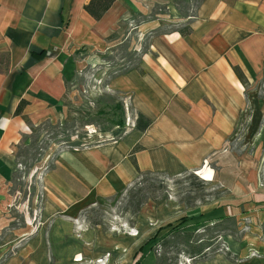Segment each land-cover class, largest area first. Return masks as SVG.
<instances>
[{
	"label": "crops",
	"instance_id": "obj_1",
	"mask_svg": "<svg viewBox=\"0 0 264 264\" xmlns=\"http://www.w3.org/2000/svg\"><path fill=\"white\" fill-rule=\"evenodd\" d=\"M176 1L114 0L95 21L83 10L89 0H0V218L12 200L6 188L15 171L13 147L38 124L66 118V86L81 64L75 52L96 51L118 26L133 20L137 41L149 37L148 45L137 65L112 78L107 89L150 125L137 131L134 118L115 141L61 152L63 174L50 171L42 178V221L53 220L51 231L61 241L64 214L73 218L86 206L118 196L137 178L129 161L135 147L139 172L169 177L201 173L223 155L239 121L249 115L247 107L263 103L251 90L264 79V0H196L189 15L179 16ZM41 52L43 57H33ZM21 101L27 105L14 116ZM136 228L132 241L140 248L147 228ZM29 238L21 235L19 242ZM116 244L104 250L114 251L121 245Z\"/></svg>",
	"mask_w": 264,
	"mask_h": 264
},
{
	"label": "rangeland",
	"instance_id": "obj_2",
	"mask_svg": "<svg viewBox=\"0 0 264 264\" xmlns=\"http://www.w3.org/2000/svg\"><path fill=\"white\" fill-rule=\"evenodd\" d=\"M182 2L172 4L176 16L189 15L188 9L193 10L196 0H184V7ZM136 23L133 20L118 26L113 37L94 52H75L81 64L66 86V118L38 124L13 147L15 171L6 188L12 200L0 218V264H110L113 259L118 264H142L147 256L155 257L158 242L182 217L187 221L179 229L193 233V240L216 239L213 245L221 253L200 262L179 255L177 264H264V79L251 90L263 103L253 109L247 107L249 115L239 121L223 155L208 161L201 173L193 174L195 178L173 182L147 176L124 198L132 183L118 196L86 206L76 217L64 214L61 241L51 231L53 220L42 221L41 212L47 203L42 178L50 171L63 174L57 160L61 152L115 141L133 126L135 115L120 96L108 91L107 83L134 68L139 52L148 45L149 37L137 41ZM104 29L101 31L105 33ZM117 106L123 111V130L112 126L119 113ZM112 130L117 133L110 135ZM202 180L209 185L201 186ZM181 200H189L193 207L186 208ZM138 205L139 212L134 215ZM93 219L100 225L93 226ZM168 224L171 227L165 228ZM141 225L147 230L138 253L132 239ZM24 234L30 238L19 242ZM35 235L37 241L33 240ZM118 242V248L108 251Z\"/></svg>",
	"mask_w": 264,
	"mask_h": 264
},
{
	"label": "trees",
	"instance_id": "obj_3",
	"mask_svg": "<svg viewBox=\"0 0 264 264\" xmlns=\"http://www.w3.org/2000/svg\"><path fill=\"white\" fill-rule=\"evenodd\" d=\"M114 0H89V2L83 7V10L85 11V13H87V15H89L93 20L95 21H99L101 19V17L103 16V14L110 8V6L112 5ZM188 31H181L180 34L181 35H185L187 34ZM113 36H110L107 38V40H110ZM44 52H41L40 54L37 55H33V57H35L36 59H39L41 57H43ZM234 72L237 76V78L239 79V81L241 82L242 85H244V81L242 78V75L238 72V70L235 68ZM63 99H65V96L63 97ZM27 105V103L25 101H21L18 106L16 107L15 111H14V116H19L21 114V112L23 111L24 107ZM66 105V104H64ZM117 106L116 109L119 112L118 115L116 116L117 120L112 122V126L113 127H122L124 124V120H123V111L122 109ZM150 125V122L145 119L143 116L137 114L135 116V129L137 131L143 132L145 131ZM138 150L137 147L133 148V150L131 151L130 158L129 161L131 162V164L133 165V167L135 168L136 172H137V178L135 179V181L132 182L131 186L129 188H127V191L125 192L124 196H122V198L125 197V195L127 194V192L133 187V186H137L139 184H141L142 181H145L144 178H146L147 176H151V175H155V176H161L164 177L166 179H168L169 181H176V180H181V179H186L188 180L189 178H195V176L192 173H186L183 174L181 176L178 177H169L165 174H158V173H151V172H139L136 168L135 165V161L133 158V155L136 153V151ZM200 185L201 186H207L209 185L208 182H204L203 180L200 181ZM210 189V188H209ZM131 191V190H130ZM129 191V192H130ZM195 199V198H193ZM193 201V200H192ZM190 201L188 200H181L179 203L183 204L186 208H190L193 207V204L189 203ZM139 206H136L135 210H134V215L137 214L139 212ZM85 214L87 216H89L88 211L85 212ZM187 218L182 217L181 219H179L178 224H176L174 227H171L169 224L165 227V228H170L171 230L168 233V235L164 238H162L157 246L155 247L156 250V261L154 264H177L176 260H177V256L182 255L185 256L187 259H190L192 261H196V262H200V261H205L208 257L214 256L216 254L221 253V250H218L216 248L215 245H213L216 242V239L210 241H205L203 239H198V240H193L194 238V234L191 232H187L185 231V229H179L178 226L181 225L182 223L186 222ZM93 226H99L100 223L97 222V220L93 219L90 222ZM215 226V225H213ZM210 226V227H213ZM218 226V224L216 225ZM212 229V228H209ZM208 229V230H209ZM162 230V228H160L158 230V232ZM157 232V233H158ZM157 234H155V236L153 237V239H155ZM220 244V243H218ZM142 247L139 248L138 253L141 252ZM227 256H229L227 254ZM137 264V263H135Z\"/></svg>",
	"mask_w": 264,
	"mask_h": 264
}]
</instances>
